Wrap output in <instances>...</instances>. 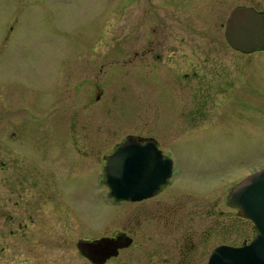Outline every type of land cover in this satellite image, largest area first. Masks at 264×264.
<instances>
[{
    "label": "flooded vegetation",
    "instance_id": "flooded-vegetation-1",
    "mask_svg": "<svg viewBox=\"0 0 264 264\" xmlns=\"http://www.w3.org/2000/svg\"><path fill=\"white\" fill-rule=\"evenodd\" d=\"M242 5L264 12L254 4ZM126 8L118 55L105 60L89 58L93 47L56 69L51 103L65 100L68 107L58 121L63 128L67 119L69 129L60 138V152L49 154L47 148L44 71L23 79L0 77V171L5 172L0 175V237L31 235V221L46 213L48 197L41 189L55 184L48 173L63 162V169L75 174L91 169L110 205L101 232L81 237L104 238L106 258L95 262L77 246L81 238L75 242L89 264H208L214 247L249 241L255 226L240 237L239 218L245 215L229 202L230 191L227 201L236 210L224 212L220 169L199 164L196 172L188 171L173 140L190 138L193 127L217 107L216 96L229 87L225 77L230 69L224 55L234 65L240 59L250 61L251 54L264 46L248 51L234 47L225 35L229 15L221 17L223 7ZM233 8L229 7V14ZM14 22L9 23L0 51ZM234 67L232 71L239 70ZM132 76H137V83L128 85L127 77ZM129 91L135 92L137 105L135 131H124L121 119ZM129 142L147 146L139 152H159L163 161L170 159V170L152 193L136 199L116 198L108 193L111 180L105 167L108 163L114 167L117 146ZM101 146L108 147L102 150ZM141 160L151 162L152 158ZM163 161L157 166L164 168ZM109 172L111 177L117 170ZM213 172L216 185H212ZM9 243L0 240V253L12 247L11 254L0 255V264H28L26 254L15 259V245Z\"/></svg>",
    "mask_w": 264,
    "mask_h": 264
},
{
    "label": "rangeland",
    "instance_id": "rangeland-1",
    "mask_svg": "<svg viewBox=\"0 0 264 264\" xmlns=\"http://www.w3.org/2000/svg\"><path fill=\"white\" fill-rule=\"evenodd\" d=\"M242 4L264 8V0H0V42L10 22L15 21L7 44L0 51V77L23 79L44 71L48 91L47 148L49 154L58 153L62 147L60 138L66 137L69 129L67 119L63 128L58 124L68 108L66 101L51 103L55 98L51 82L56 69L61 62L75 61L93 51V47L95 52L89 58L105 60L118 55L116 47L121 46L118 37L122 34L126 7H223L221 17H226L229 7ZM207 12L210 19L212 15ZM108 52L112 55L104 58ZM224 57L230 69L225 77L229 87L216 96L217 107H212L202 122L193 127L191 137L173 140V145L188 171L196 172L199 164L220 169L223 209L233 214L236 208L227 201L230 188L249 172L264 166V47L254 51L250 61L240 59L233 65L229 55ZM234 66H239V70L232 71ZM130 78L127 77L128 85L137 83V76ZM137 116L135 92L129 91L122 110L124 131L136 130ZM63 168L62 162L55 166V172L48 173L55 184L41 189L48 197L46 213L44 218L31 221V235L0 237L1 241L15 245V259L26 254L28 264H89L75 242L101 232L110 205L105 202V188L94 182L96 175L93 179L91 169L75 174ZM3 173L0 171V175ZM213 176L212 185H216L215 172ZM239 225L241 237L253 223L242 215ZM11 248L0 255L8 256Z\"/></svg>",
    "mask_w": 264,
    "mask_h": 264
},
{
    "label": "water",
    "instance_id": "water-1",
    "mask_svg": "<svg viewBox=\"0 0 264 264\" xmlns=\"http://www.w3.org/2000/svg\"><path fill=\"white\" fill-rule=\"evenodd\" d=\"M225 35L234 47L243 51L262 48L264 12H258L251 6H235L227 18ZM146 147L130 142L117 146L114 167L109 163L105 167L107 179L111 180L109 195L136 199L152 193L165 180L170 170V159L163 161L159 152L147 154L137 150ZM148 157L152 158L151 162H142L141 158ZM161 161L164 168L157 166ZM112 168L117 172L110 177L109 170ZM229 202L241 208L254 223L256 233L240 245L221 244L214 247L208 264H264V166L249 172L231 187ZM76 244L84 255L95 262H102L108 254L104 238H81Z\"/></svg>",
    "mask_w": 264,
    "mask_h": 264
},
{
    "label": "trees",
    "instance_id": "trees-1",
    "mask_svg": "<svg viewBox=\"0 0 264 264\" xmlns=\"http://www.w3.org/2000/svg\"><path fill=\"white\" fill-rule=\"evenodd\" d=\"M256 230V229H255Z\"/></svg>",
    "mask_w": 264,
    "mask_h": 264
}]
</instances>
